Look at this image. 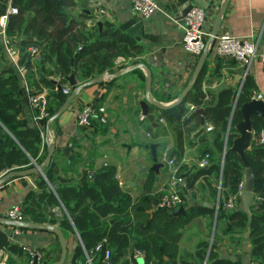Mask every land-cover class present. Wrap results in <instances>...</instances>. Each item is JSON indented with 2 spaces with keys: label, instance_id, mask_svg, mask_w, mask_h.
Here are the masks:
<instances>
[{
  "label": "trees",
  "instance_id": "16d2710c",
  "mask_svg": "<svg viewBox=\"0 0 264 264\" xmlns=\"http://www.w3.org/2000/svg\"><path fill=\"white\" fill-rule=\"evenodd\" d=\"M9 7L16 8V13H9ZM73 7L72 0H0V17L6 15L5 35L16 45L19 42L18 64L26 69V86L34 94L44 88L47 90L50 117L67 97L56 89L51 77L73 72L76 80L86 81L114 68L117 58L128 59L142 53V46L132 35L108 21L103 22L101 28L97 23L88 25L86 20L91 16L74 13ZM32 46L37 48L36 55L28 50ZM3 50L0 35V60L6 59ZM205 73L204 64L195 84L181 102L160 110L151 121L144 120L152 141L168 133L172 135L171 143L168 140L156 142V153L158 158L166 149L168 158H174L179 166V175L185 178L186 189L180 191L182 206L186 207L185 190L193 188L200 177L211 187L213 197L217 188L212 186L208 176L219 179L224 199L219 197L216 209L214 206L190 207L184 214L173 215L172 211L155 206L161 192L153 171L142 175L139 193L132 196L121 187L114 164L106 163L95 169L91 163L84 165L79 154L60 161L55 152L50 163L43 167L45 177H40L39 191L30 192L21 204L22 217L28 221L54 224L57 220L51 208L63 206L81 240L70 264H88V259L90 264H138L137 253L142 255V264H239L219 257L212 246L207 251L208 242L205 240L197 244L193 263L183 260L179 254L182 237L179 230L201 214H208L210 219L215 215L216 221L225 220L227 228L232 231L247 227L252 261L264 264V142L259 141L261 134L264 135V119L261 117H252L255 140L251 149L244 153L255 174L251 215L248 217L241 209L231 210L224 206L243 181V161L228 148L237 135L234 125L242 119L238 107L250 100L246 89L254 86L248 77L245 78L229 123L236 91L223 89L206 98L201 87ZM20 80L13 64L8 63L0 69V173L24 170L33 165L32 161L42 164L47 154L44 136L39 129L35 125L26 126L20 117L26 96ZM59 83L63 85L65 79L60 78ZM151 108L157 110L155 106ZM196 108L203 109L204 120L212 125L210 133H201L199 139L200 159L205 154L209 156L208 165L204 167L183 160L189 135L187 126L200 125ZM161 118L165 126L158 123ZM61 223L62 227L72 229L65 215ZM0 249L8 253L6 264H14L11 256L24 254L2 229ZM106 250L109 251L107 259L104 258ZM26 259L25 264H28V257ZM50 261L52 258H44V264Z\"/></svg>",
  "mask_w": 264,
  "mask_h": 264
},
{
  "label": "crops",
  "instance_id": "0c3cea01",
  "mask_svg": "<svg viewBox=\"0 0 264 264\" xmlns=\"http://www.w3.org/2000/svg\"><path fill=\"white\" fill-rule=\"evenodd\" d=\"M72 2L74 13L83 12L91 16V19L86 20L88 25L98 21L101 23L108 21L119 27L134 16H138L133 10L131 0H72ZM155 2L158 8L150 17L141 18V39L140 41L135 39L142 46V53L128 59L117 58L114 68L103 73L117 74L116 76L84 87L70 101L69 107L58 118H55L56 121L51 119L43 131L47 148L54 146L55 155L57 154L56 157L60 161L72 159L79 154L84 165L91 163L95 169L106 163L114 164L121 187L128 190L132 196L139 193L142 175L149 171L148 168L152 164L147 145L165 140L172 142L170 133L165 137H157L155 142L152 141L146 129V120L140 118L142 112L139 102L145 99L147 79L145 67L149 70L151 77L150 98L162 104H170L180 96L191 79L200 57L185 52L182 47L183 18L181 15L183 9L191 4L204 8L206 12L204 30L211 38L230 34L254 43L257 53L264 52V0H228L224 11L221 10L224 0H155ZM124 32L127 33V31ZM4 54L6 59L0 60V69L11 63L5 52ZM204 64L206 73L202 78L201 87L208 99L223 89L236 91V96H238L247 77L254 86L246 89L250 99L257 93H264V66L257 57L253 58L248 66H243L233 59L211 54L207 55ZM82 82L84 81L77 79L78 84ZM20 85L22 92L26 94L25 83L22 80H20ZM74 90L75 88H71L70 92ZM92 103L106 107L107 123L94 121L91 127L78 126L76 124L77 113L83 106ZM160 112L148 106L149 114L155 116ZM20 117L26 126L35 125L28 103L22 105ZM158 123L165 126V122L158 120ZM207 124L205 121L204 126ZM98 125L104 128H99ZM187 129L189 135L185 142L183 160L187 164L196 165L201 157L199 150L201 133L207 135L211 130L206 131L201 124L198 127L188 125ZM262 137L264 138L263 134L259 139L260 142H264L261 140ZM65 147H68V153L63 151ZM143 167L147 170L139 172ZM40 177V173L10 176L0 184V213L9 207L21 205L30 192L39 191ZM208 177L212 181V186L217 188L216 196H212L211 187L204 183L203 177H200L193 188L184 192L185 211L190 207L214 206L216 209L219 197L224 199L220 192L219 179ZM167 178V168L163 165L159 173L155 174L161 194ZM131 182H133L132 185ZM237 208L241 209L240 200L235 209ZM51 211L57 220L52 225L57 226L61 231L63 228L62 234L67 248L65 264H70V258L81 240L79 241L77 231L63 206H54ZM63 215L67 217L72 227L71 230L66 226H61ZM0 229L5 231L10 240L20 248L25 245L41 250L45 258H52V261L59 258L60 245L57 236L51 232L23 229L16 236L12 227L0 226ZM180 230L182 237L179 242V254L186 262H194L193 255L196 246L200 241L205 240L208 242L207 251L212 246L213 251L221 258L239 264H256L251 257L247 227L240 231H232L227 228L225 220L216 221L215 215L210 219L208 214H201L193 217ZM5 254L7 263L8 253L5 251ZM25 255L24 252L22 256H11L13 263L25 264L27 260ZM136 257L139 260L138 264H142V256Z\"/></svg>",
  "mask_w": 264,
  "mask_h": 264
},
{
  "label": "built area",
  "instance_id": "2783aa9c",
  "mask_svg": "<svg viewBox=\"0 0 264 264\" xmlns=\"http://www.w3.org/2000/svg\"><path fill=\"white\" fill-rule=\"evenodd\" d=\"M133 10L141 18L150 17L158 8L155 0H131ZM9 13H16V8L9 7ZM183 36H182V47L185 52L200 56L203 52L207 55H214L217 57L230 58L237 61L243 66H248L252 59L257 57L259 61L264 66V52L257 53L256 45L249 40L230 34H222L211 38L208 33L204 30V24L206 21V12L203 7L197 4H191L189 9L183 15ZM6 21V15L0 17V35L2 37V45L4 52L10 59L11 64H13L25 83V91L28 104L32 113V119L35 126L39 129L40 134L43 135L44 127L51 120L49 116L48 109V97L46 90L38 93H31L25 82V72L26 69L18 64L19 51L17 45L5 35L4 25ZM30 54L36 55L37 48L29 47ZM37 57V56H36ZM253 98L264 100V93H257ZM234 110V109H233ZM232 111V110H231ZM141 119L145 117L140 116ZM94 121L100 123H107L108 114L106 107L99 104H87L83 106L76 116V124L80 127H91ZM159 122L164 123L165 121L161 118ZM206 131L212 129L210 124L204 126ZM264 141V138L262 139ZM208 154H205L201 158L197 165L199 167H204L208 165ZM158 161L162 162L168 172V178L163 188V193L159 196V201L156 207L162 208L165 211L171 212L182 205L183 200L180 195V191L186 189V181L183 176L179 174V166L175 164L174 158H168L167 150H163L158 157ZM121 184V182H120ZM220 188V186H219ZM243 188V181L238 186V191L227 198L224 206L228 209H235L237 207V202L240 200L239 195ZM23 208L21 205H15L3 210L0 215L13 220H24L22 217ZM14 235H19L22 229L13 228ZM100 244L96 247L98 249ZM21 249L26 253L28 257V264H32L34 261L36 264H44V253L41 250L29 247L21 246ZM142 256L137 253L136 256ZM109 257V251L106 250L104 258ZM0 264H6V254L4 249H0ZM88 264L90 260L88 259Z\"/></svg>",
  "mask_w": 264,
  "mask_h": 264
},
{
  "label": "water",
  "instance_id": "95a60500",
  "mask_svg": "<svg viewBox=\"0 0 264 264\" xmlns=\"http://www.w3.org/2000/svg\"><path fill=\"white\" fill-rule=\"evenodd\" d=\"M227 1L228 0H224V3L222 5V9H221L222 11H224L226 4H227ZM189 7H190V5L186 6L183 9L181 17H183V15L186 13V11L189 9ZM140 20H141V17L134 16L133 18H131L130 20H128L124 24L120 25L119 27L121 30L127 31V33L132 35L137 41H140V39H141L140 38V33H141V30H140V24H141L140 22L141 21ZM96 23H97L99 28L102 27V23L100 21H98ZM213 35H215V32H213ZM29 39H32V38L29 37ZM18 44H19V42H17V45ZM205 58H206V54H205V52H203L199 57L198 63L195 67V70L193 72L191 79L189 80V82L184 87L180 96L174 102H172L170 104H162V103H159V102L150 98V96H149V89H150V83H151L150 72H149V70H147V68L144 65L139 64V65H142L143 67H145L146 76H147L146 84H145V96H144L145 99L141 100L139 102L142 115L145 118H147V120L151 121L153 118V115L148 113V106H155L158 110H163V109H167V108L181 102L183 97L188 93V91L191 89V87L195 84V82H196V80H197V78L201 72V69L203 67V64L205 62ZM116 75L117 74H102V75L96 76L94 78L88 79V80L82 82L81 84H78L73 72L71 74L65 75V76L63 75V73H60L59 79L64 78L67 85H62V84L58 83V80L51 78L52 83L54 85H56V89L64 92L67 96L66 99L64 100L63 104L52 115L51 119L58 118L69 107L70 101H72L75 98V96L84 87L92 85V84H96V83L101 82L103 80H108L109 78L114 77ZM71 88H75V90L70 92ZM237 99H238V96H236L234 99V102L232 105V111H231V114L229 117V123H230L231 118H232L233 109L236 107ZM23 102L25 104L28 103L26 96L23 98ZM238 109L241 113L242 119L234 125V128L237 131V135L232 139V143H231L230 147L228 148V150L235 151L240 156V158L244 164L243 188L240 192L239 199H240L241 210L244 211L248 215V217H250V215H251L250 204L254 199L255 174H254L253 168L250 167V165L246 161V159L244 157V153L251 149L252 143L255 139V135H254V131H253V124H252V117L258 116V117H261L264 119V100L257 99V98H251L250 100L241 103L239 105ZM195 111L199 115L201 127H204L205 120H204L203 109L202 108H196ZM226 138H227V135H226ZM226 138H225V142H226ZM156 146H157L156 143H150L148 145L151 160H152V164L148 169H149V171H153L155 174H158L159 169L164 164L162 162L158 161L157 153H156ZM225 147H226V144L224 146L223 156L225 154ZM63 151L65 153H68V151H69L68 147L63 148ZM54 153H55L54 146H49L47 148L46 159L42 164H37L36 162L32 161L33 165L29 168H26L24 170H19V171H9L0 177V184L4 183L10 176H28L31 174L40 173L42 177H45L44 173H43V167L50 163ZM146 170H147V168L143 167L139 172H145ZM134 175L136 176V174H134ZM135 176H133V177H135ZM132 184H133V182H131V185ZM184 213H185V210H184V207L182 205L179 206L177 209L172 211L173 215H179V214H184ZM0 226H9L12 228H19V229L45 230V231H48V232L55 234L57 236L58 243L60 245V255H59V258L57 260L52 261L48 264H65L66 254H67L65 238L62 234V231L57 226L52 225V224H48V223H39V222H33V221H28V220H13V219L3 217L1 215H0ZM77 237L79 239L78 234H77ZM79 241H80V239H79ZM32 264H36V262L34 261Z\"/></svg>",
  "mask_w": 264,
  "mask_h": 264
},
{
  "label": "rangeland",
  "instance_id": "374dc122",
  "mask_svg": "<svg viewBox=\"0 0 264 264\" xmlns=\"http://www.w3.org/2000/svg\"><path fill=\"white\" fill-rule=\"evenodd\" d=\"M53 79L58 80V83H59V81H60L59 77H54V76H53ZM63 85H67V84H66V83H63ZM44 89H45V88H44ZM44 89H43V90H44ZM73 89H74V88H73ZM43 90H42V91H43ZM45 90H46V89H45ZM46 93H47V90H46ZM107 114H108V113H107ZM5 173H7V170L2 171V172L0 173V176L3 175V174H5ZM43 178H44V177H43ZM218 186H219V185H218ZM218 186H217V187H218ZM238 203H239V201L237 202V204H238ZM138 261H139V260H138Z\"/></svg>",
  "mask_w": 264,
  "mask_h": 264
}]
</instances>
